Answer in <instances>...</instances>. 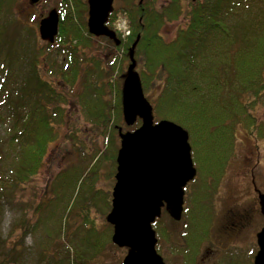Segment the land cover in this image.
I'll return each mask as SVG.
<instances>
[{"label": "trees", "instance_id": "obj_1", "mask_svg": "<svg viewBox=\"0 0 264 264\" xmlns=\"http://www.w3.org/2000/svg\"><path fill=\"white\" fill-rule=\"evenodd\" d=\"M26 1L0 0V125L4 127L0 133V213L13 192L24 188L40 172L51 144L59 137L60 125L64 124L68 96L60 91V83L56 85L47 78H51L53 67L61 81L69 85L78 79L80 71L85 80L93 72L84 68L85 63L88 67L93 61L97 66L94 72L105 74L102 88L113 91V106L111 101H101L97 112L90 106L87 114L97 134L107 140L109 148L104 158L112 160L117 170L120 130L133 131L142 124L138 119L133 126H127L122 111L125 77L122 65L128 68L130 48L140 36L134 54L136 70L153 107L154 120L175 122L188 132L200 178L192 191L186 190L182 221H174L163 211L154 222L156 249L160 253L162 244L173 242L174 234L167 219L174 224L183 223L178 236L183 244L172 247L171 253L175 256L184 253L185 264H196L204 240L211 239L216 219L212 200L233 158L238 130L259 139L264 137V120H259L255 113L264 96V0H163L162 5L158 4L160 0H144L142 4L140 0H124L110 14L107 24L121 38L114 23L123 16L121 20H126L130 36L122 39L118 47L101 37L123 52L119 81L114 74L116 60L106 68L103 59L88 58L84 51V45L93 36L88 33L87 24L78 22L74 13L79 16L80 10L87 11L85 0L62 1L59 33L55 43L47 46L59 48L65 68L53 56L51 68L46 70L42 47H37L36 55L31 54L29 38L23 34L26 29L18 7ZM180 21L184 22L176 37L165 39L162 35L165 25ZM28 35L31 36L29 32ZM83 87L81 99L82 94L97 86ZM87 169L75 165L60 177L66 176L63 178L69 187L80 181ZM94 194L91 198L102 203L106 215L112 208V199L108 194L98 197ZM55 196H59L58 191ZM53 204L51 199L39 205L36 212ZM52 212L50 218L48 215L50 221L56 215ZM82 219L86 224L89 216ZM30 228L33 230L31 222L24 221L15 242L0 235V264H17ZM112 234L110 224L105 225L103 232L89 230L73 264H87L107 246L115 247ZM66 262V258L50 255L46 264Z\"/></svg>", "mask_w": 264, "mask_h": 264}, {"label": "rangeland", "instance_id": "obj_2", "mask_svg": "<svg viewBox=\"0 0 264 264\" xmlns=\"http://www.w3.org/2000/svg\"><path fill=\"white\" fill-rule=\"evenodd\" d=\"M62 1L38 0L34 3L32 0H27L18 7L21 22L26 29L23 34L24 37L29 38L28 45L31 47V54L36 55L37 47H42V58L47 59L44 62L46 70L51 68L53 56H57L58 62L62 64V69L65 68V62L61 59L63 56L60 54L59 48H48V42L43 41L39 35L40 20L46 17L53 8L57 9L59 13ZM85 1L87 4V0ZM162 1H158V4L162 5ZM164 2H168V0H164ZM123 3L124 0H114V9ZM74 16L77 17L78 22L87 24L88 4L86 12L82 13L80 10L79 16L76 13ZM122 17L117 19L114 24L119 29L120 35L123 36L125 33L123 24L125 23H122L124 20H121ZM183 22L165 25L162 30L164 38L167 40L175 38ZM28 32L31 36L28 35ZM83 48L88 58L93 57L96 61L103 59L105 62L103 67L107 68L110 62L116 60L118 66L114 74L115 78L120 80L118 77L121 67L120 61L123 58L122 50H116L106 40L94 36ZM49 57L52 58L49 59ZM84 68L93 72L85 80V76L80 71V75L73 85L63 83L61 76L56 74L55 67L51 71V78L47 76L54 84H62L63 86L58 84L62 88L60 91H64L68 96L67 104H64V124L60 125L59 137L56 142L51 144L40 172L24 188L16 189L11 199L7 203L5 202L1 208L0 235L3 239L9 236L11 242L18 241L24 221H30L33 228V230L30 228V232L22 243L21 247L24 250L17 257V264H46L50 255H54L57 259L66 258V264H73L77 250L81 249L79 251H82L83 249L81 245L87 238L89 230L103 232L105 225L108 224L106 217L111 210L104 215L102 203H96L95 199L91 198V194L95 192L94 197L108 194L112 199L117 170L112 160L104 158V152H107L109 148L107 147V140L104 136L97 134L94 125L88 121L87 112L90 111V106H94L93 110L97 112V107L101 101L104 103L111 101L112 107L115 95L110 89L102 88L105 74L102 72L101 75H98L96 71L94 72L97 66L93 61L88 67L85 63ZM122 68H124L125 72L123 73L126 75L127 65H122ZM84 84L97 87L82 94L81 99V93L85 89ZM115 84H117V80ZM255 113L259 120H264V96L259 100ZM3 129L4 127L0 125V133L4 131ZM94 163L96 164L92 168ZM75 165L80 168L87 166L88 169L84 171L80 181L68 187L65 178H63L66 176H60L69 167L72 168ZM199 179L197 174L195 179L189 183L191 191ZM212 182L213 180H211V184ZM56 191H58L59 196H55ZM259 192L264 193V137L259 139L257 135L253 137L243 129H239L233 158L227 166L212 200L216 215L210 236L213 244L209 242L205 244V247L202 246L203 258L200 255L201 257L197 258L196 264H219L218 260L222 258L223 253L215 252H222L223 246L227 248V245L230 246L232 243L239 245L241 251L239 254H232L230 262L232 264L250 263L251 250L256 249L255 236L264 224L258 204ZM51 199L53 205L47 210L42 209L40 212H36L37 208L40 209L39 205H43ZM53 210L58 219L53 216L54 219L50 221L48 215L50 214V218ZM245 210L251 214V222L243 230L241 229L236 238L231 241V237L229 238L225 232L226 225L230 223L232 213H242ZM84 215L89 216V221L86 224L82 219ZM167 222L174 234L173 242L162 244L159 254L164 258L166 264H185L183 261L184 253L178 252L176 256L171 253L172 247L183 244L178 236L184 224H174L168 219ZM251 240L254 241L252 248L250 246ZM114 246H107L101 254L90 258L87 264H122L127 249ZM215 247V252H210L207 255V251ZM229 251L230 248L228 255Z\"/></svg>", "mask_w": 264, "mask_h": 264}, {"label": "water", "instance_id": "obj_3", "mask_svg": "<svg viewBox=\"0 0 264 264\" xmlns=\"http://www.w3.org/2000/svg\"><path fill=\"white\" fill-rule=\"evenodd\" d=\"M38 0H32L37 2ZM144 0H140L142 4ZM88 33L106 37L120 46L121 40L108 25L114 11V0H87ZM60 16L53 8L39 22L43 41L54 44L59 33ZM129 51L130 64L122 86L124 122L134 131L120 130L117 172L112 190V208L106 220L113 226L112 243L126 248L122 264H166L157 252L158 243L153 224L165 208L176 222L181 221L185 204V188L197 175L188 132L169 120L154 121L153 107L146 98L136 70L135 48ZM260 212L264 217V193H258ZM258 252L254 264H264V226L257 233Z\"/></svg>", "mask_w": 264, "mask_h": 264}, {"label": "flooded vegetation", "instance_id": "obj_4", "mask_svg": "<svg viewBox=\"0 0 264 264\" xmlns=\"http://www.w3.org/2000/svg\"><path fill=\"white\" fill-rule=\"evenodd\" d=\"M190 187H189V184L187 185V187L185 188L186 190L187 189H189ZM185 196H186V191H185ZM258 204H259V201H258ZM259 209H260V207H259ZM165 210V208H163V211ZM261 213V212H260ZM262 215V214H261ZM263 216V215H262ZM251 214H249L246 210L244 211V212H240V213H232V215H231V217H230V223H228V225H226V234L228 235V237L230 238L231 237V241H233L232 239H234V238H236V236L239 234V232H240V230L242 229L243 230V228H245V227H247V225H248V223H250L251 222ZM263 220H264V217H263ZM264 222V221H263ZM263 227V226H262ZM258 233V232H257ZM257 235V234H256ZM254 241H255V244H256V249H252L251 250V254L249 255L250 257H249V261H250V263L249 264H254V257L256 256V254H257V252H258V244H257V238H256V236H255V239H254ZM254 241L253 240H251V244H250V246H251V248H252V246H253V243H254ZM210 242V244L212 243L213 244V241H211V239H209V237H207V239L206 240H204V243H203V247H205V244L206 243H209ZM232 243V242H231ZM158 244V243H157ZM202 248V247H201ZM230 248V251H229V255H228V249ZM214 249H216V247L215 248H213V249H209L208 251H207V255L208 254H210V252H215V250ZM241 251V247L239 246V245H237L236 243L235 244H231L230 246H229V244L227 245V248H225V246H223L222 247V252H215V253H223L222 254V258H220L219 260H218V262L220 263V264H232L231 262H230V256L232 255V254H239V252ZM202 253H203V250H202V252L200 251V254H199V256L200 255H202ZM198 256V257H199ZM201 257V256H200ZM202 258H203V255H202ZM202 258H201V260H202ZM232 258V257H231ZM200 259V258H199ZM238 259V258H237Z\"/></svg>", "mask_w": 264, "mask_h": 264}, {"label": "built area", "instance_id": "obj_5", "mask_svg": "<svg viewBox=\"0 0 264 264\" xmlns=\"http://www.w3.org/2000/svg\"><path fill=\"white\" fill-rule=\"evenodd\" d=\"M122 23H123V22H122ZM122 23H121V24H122ZM124 23H125V22H124ZM123 26L125 27V30H124L125 33H124V35H125V36H126V35H129L130 32H129L127 26H126V23L123 24Z\"/></svg>", "mask_w": 264, "mask_h": 264}]
</instances>
